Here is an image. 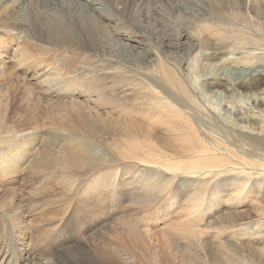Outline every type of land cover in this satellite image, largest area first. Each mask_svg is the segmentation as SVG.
Masks as SVG:
<instances>
[{
    "label": "bare ground",
    "instance_id": "6f19581e",
    "mask_svg": "<svg viewBox=\"0 0 264 264\" xmlns=\"http://www.w3.org/2000/svg\"><path fill=\"white\" fill-rule=\"evenodd\" d=\"M186 3L201 5L200 0H183L182 4ZM205 3L229 10L228 14L220 11V25L215 26L213 22L202 25L209 38L222 33L217 43L201 38L199 47L211 49L198 51V57L206 62L203 64L209 71L207 76L201 82L195 77L185 80L180 67L159 54L156 67L147 72V76L142 74V79L137 80V89L132 87L133 94L125 96L137 112L144 113L142 121L149 122L148 117L156 119L161 128L166 127L171 132L169 141L162 143L161 136L157 138L158 133L132 121L125 124L119 123L117 117L100 116L91 120L90 111H80L79 104L75 103L72 111H64L62 119L88 134L114 135L115 141L109 144L112 152L104 151L88 137L75 132L79 129L66 132L63 138L55 136L42 141L39 127L0 137V184L10 183L8 189H0V264H124L123 255H132L134 241L144 244L147 231L138 230L123 217L118 218L115 225L101 227L100 208L91 201L88 203L90 198L80 197L81 201L75 202L67 198L83 170L110 159L131 161L132 156L139 162L150 160L154 164H150L151 167L169 168L165 169L169 174L177 170L190 174L200 170L214 175L224 174L225 170L243 173L249 175L245 183L250 181L251 187L264 182V44L261 47L258 42L264 41V6L260 0H205ZM138 8L140 11L143 8L138 0H0V31L24 32L20 37L80 50L98 58L130 60L136 65L144 60L143 56L134 55L127 39L115 34L119 15L131 16L136 26L142 25ZM211 32L214 35L209 34ZM247 57L250 62L241 61ZM231 64L240 66V69L233 66V77L212 73ZM199 87L209 91L221 88L227 95L243 87L256 111L237 110L233 112L234 118L225 117L221 109L208 102L201 103ZM122 112L119 114H131L130 111ZM212 124L222 133L214 132ZM51 130L56 131L55 128ZM174 136L186 138L176 145L172 141ZM173 155L188 159L170 164L161 159ZM193 156L195 158L189 160ZM118 171V182L126 193L141 181L138 175L131 177L128 167L113 168L110 174ZM169 174L166 172L162 177L157 173L147 174L140 184L153 191H164L172 180ZM22 178L27 182H22ZM52 205L54 209H46ZM150 260L156 262L151 255ZM189 263L190 260L186 264Z\"/></svg>",
    "mask_w": 264,
    "mask_h": 264
},
{
    "label": "rangeland",
    "instance_id": "374dc122",
    "mask_svg": "<svg viewBox=\"0 0 264 264\" xmlns=\"http://www.w3.org/2000/svg\"><path fill=\"white\" fill-rule=\"evenodd\" d=\"M260 1L264 6V0ZM138 2L143 7L141 11L139 8L137 10L143 19L142 25L136 26L131 16L119 15L115 34L119 38L127 39L133 46L134 55L138 53L143 56L145 61L136 63L138 67L130 60L98 58L80 50L56 47L36 39L20 37L24 36V32L10 34L1 30L0 137L39 127L42 131L40 141L48 137L63 138L71 130L79 129L62 119L65 118L66 111H72L75 103L79 104L77 109L80 111H90L88 116L91 120H95L97 116L109 119L117 117L119 123L132 121L142 124L146 129L158 133L157 138L161 136V142L165 143L171 132L166 127L161 128V123L155 122L156 119L148 117V123L142 121L144 113H140V110L137 112L131 100L125 96L133 94L132 87L137 89V80L142 79V74L147 76V72L156 67L159 54L173 65H178L185 80L191 81L195 77L201 82L209 71H206L203 64L206 63L205 60L198 57V51H211L208 47H199L201 38L217 43L219 37H222L221 33L220 36L216 34L209 38L203 32L202 25L212 22L215 26L220 25L221 12L228 14L229 10L217 8L216 5L211 7L205 0H200L201 5L197 6L189 5L190 3L183 5V0ZM251 15L254 16L253 13ZM211 29L213 30L212 27ZM209 34L214 35V32ZM261 41H258L261 44L259 46L263 47L264 41ZM21 53L26 56L23 58ZM193 59L196 62L194 64ZM241 61L250 62V59L247 57ZM262 63L264 65V57ZM238 64L217 67L219 70H213L212 73L219 72L226 74L228 78L233 77V66ZM199 88L203 94L198 97L201 103L205 105L208 102L221 109L225 117L234 118L233 112L237 110L256 111L243 87L230 95L225 94L221 88L211 91ZM120 111H130L131 114H119ZM71 117H74L73 113ZM29 125L31 126L28 128ZM54 128L56 131L51 130ZM211 128L214 132L222 133L216 125L214 128V124ZM75 132L88 137L90 142L104 151L112 152L113 147L109 144L115 141L114 135L88 134L81 129ZM182 137L174 136L172 141L179 145L186 138ZM167 153L170 155V152ZM166 158L169 156L161 158L165 159V164L188 159L174 155L168 160ZM194 158L195 156L189 157V160ZM135 159L132 156L131 161L110 159L106 163L88 167L81 172L83 175L78 180L81 183L75 185H80L79 188L74 186L71 190L74 193L67 194L68 201H81L87 197L91 199L88 203L91 201L92 205L99 206L101 227L104 224L115 225L118 218L123 217L138 230L147 231L145 243L134 241L132 255H123L124 264H186L189 260V264H264V213L260 214L264 211V182L251 187L250 181L245 183L249 175L226 170V173L220 175L204 171L202 173V170L198 171L201 176L199 173H183L182 170L169 174L165 170L169 168L156 169L150 166L153 164L150 160L139 162V159ZM122 167L129 168L131 177L138 175L140 183H143L147 174L157 173L162 177L166 172L172 180L168 188L161 192L136 183L126 193L118 182L120 172L110 174L113 168L120 170ZM22 182H27L26 178H22ZM8 185L10 183H2L0 189H8ZM101 194L103 196L99 197ZM98 197V200L106 202L103 201V204L98 201ZM97 202L101 203L98 205ZM109 206L111 210L108 209ZM54 208V205L46 206L47 210ZM150 255L156 262L150 260Z\"/></svg>",
    "mask_w": 264,
    "mask_h": 264
}]
</instances>
